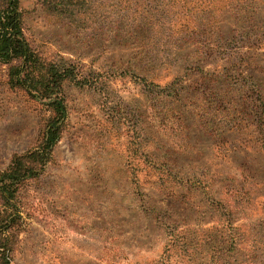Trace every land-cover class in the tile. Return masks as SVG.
Masks as SVG:
<instances>
[{"label": "rangeland", "instance_id": "rangeland-1", "mask_svg": "<svg viewBox=\"0 0 264 264\" xmlns=\"http://www.w3.org/2000/svg\"><path fill=\"white\" fill-rule=\"evenodd\" d=\"M77 1L72 21L19 0L33 51L88 83L0 197V264H264V0ZM5 72L0 175L50 115Z\"/></svg>", "mask_w": 264, "mask_h": 264}, {"label": "trees", "instance_id": "trees-1", "mask_svg": "<svg viewBox=\"0 0 264 264\" xmlns=\"http://www.w3.org/2000/svg\"><path fill=\"white\" fill-rule=\"evenodd\" d=\"M42 1L48 11L72 21L83 6L77 0ZM0 66L6 68L9 89L22 91L50 114L39 145L26 154L14 156L7 171L0 175V197L7 206L14 198V187L41 173L61 138L67 119L64 83L81 86L88 82L70 61H46L33 51L24 35L19 0H0ZM151 88L149 84L147 89L153 92ZM169 93L172 96L173 89ZM0 254L5 261L4 250Z\"/></svg>", "mask_w": 264, "mask_h": 264}]
</instances>
